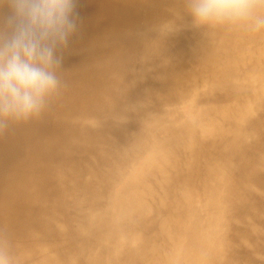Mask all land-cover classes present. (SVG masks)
<instances>
[{
	"label": "bare ground",
	"instance_id": "1",
	"mask_svg": "<svg viewBox=\"0 0 264 264\" xmlns=\"http://www.w3.org/2000/svg\"><path fill=\"white\" fill-rule=\"evenodd\" d=\"M76 11L61 97L0 135L19 264H264V31L205 35L183 0Z\"/></svg>",
	"mask_w": 264,
	"mask_h": 264
},
{
	"label": "clouds",
	"instance_id": "2",
	"mask_svg": "<svg viewBox=\"0 0 264 264\" xmlns=\"http://www.w3.org/2000/svg\"><path fill=\"white\" fill-rule=\"evenodd\" d=\"M193 27L264 31V0H183ZM0 135L39 121L67 87L63 52L78 31L77 0H0ZM0 264H19L0 230Z\"/></svg>",
	"mask_w": 264,
	"mask_h": 264
}]
</instances>
